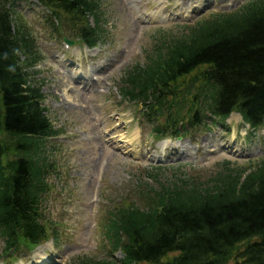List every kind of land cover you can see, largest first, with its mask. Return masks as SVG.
Here are the masks:
<instances>
[{
  "label": "trees",
  "instance_id": "16d2710c",
  "mask_svg": "<svg viewBox=\"0 0 264 264\" xmlns=\"http://www.w3.org/2000/svg\"><path fill=\"white\" fill-rule=\"evenodd\" d=\"M38 1L50 9V18L62 11L67 27L88 46L102 40L100 0ZM16 2L0 0L2 257L56 234L42 201L53 169L46 143L59 129L46 114L41 85L26 70L39 52L15 22ZM118 89L121 99L141 106L156 139L191 135L208 123H223L232 112L249 130L262 128L264 0L181 24L179 34L160 33L144 62L124 71ZM216 166L203 179L181 170L163 177L159 167L150 169L151 183L138 186L139 202L117 203L108 212L107 255L83 263L264 264V155L243 166L229 160Z\"/></svg>",
  "mask_w": 264,
  "mask_h": 264
},
{
  "label": "rangeland",
  "instance_id": "374dc122",
  "mask_svg": "<svg viewBox=\"0 0 264 264\" xmlns=\"http://www.w3.org/2000/svg\"><path fill=\"white\" fill-rule=\"evenodd\" d=\"M244 1L100 0L106 32L94 47L78 40L62 11L60 18H50V9L38 0L13 6L15 22L27 29L39 52L26 70L41 85L46 114L59 129L46 143L53 169L42 201L56 234L4 257L0 238V264H84L86 257L106 256L108 212L117 203L139 202L138 186L151 183L150 169L159 167L163 177L181 170L203 179L222 160L243 166L264 155V126L251 138L238 113L191 135L156 139L140 105L121 99L118 89L124 71L144 62L160 33L179 34L181 24ZM86 79L90 84L84 87Z\"/></svg>",
  "mask_w": 264,
  "mask_h": 264
},
{
  "label": "bare ground",
  "instance_id": "6f19581e",
  "mask_svg": "<svg viewBox=\"0 0 264 264\" xmlns=\"http://www.w3.org/2000/svg\"><path fill=\"white\" fill-rule=\"evenodd\" d=\"M66 79V78H65ZM61 81V80H60ZM74 82V81H73ZM68 83V82H67ZM66 84V83H65ZM88 84H90V80L89 79H86V81H85V84H84V87L86 86V85H88ZM91 86V85H90Z\"/></svg>",
  "mask_w": 264,
  "mask_h": 264
},
{
  "label": "water",
  "instance_id": "95a60500",
  "mask_svg": "<svg viewBox=\"0 0 264 264\" xmlns=\"http://www.w3.org/2000/svg\"><path fill=\"white\" fill-rule=\"evenodd\" d=\"M70 43H73L72 41H69Z\"/></svg>",
  "mask_w": 264,
  "mask_h": 264
}]
</instances>
